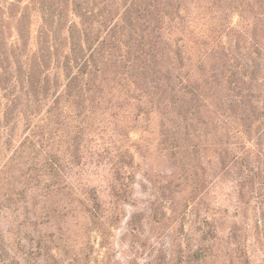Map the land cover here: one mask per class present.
Instances as JSON below:
<instances>
[{"label": "rangeland", "instance_id": "374dc122", "mask_svg": "<svg viewBox=\"0 0 264 264\" xmlns=\"http://www.w3.org/2000/svg\"><path fill=\"white\" fill-rule=\"evenodd\" d=\"M103 1L84 0L93 14L79 10L92 35L105 19L103 67L83 80L90 90L80 108L63 101L83 114L64 119L50 146L65 166L67 189L56 199L74 200L79 215L52 217L42 196L33 206L37 189L25 180L36 168L15 166L28 134L19 121L0 148L3 254L21 264H264V137L255 127L245 133L264 107V0ZM30 22L35 51L41 20L32 13ZM8 179L30 190L20 203L9 201ZM121 189L128 200L110 225ZM83 205L101 222L90 223Z\"/></svg>", "mask_w": 264, "mask_h": 264}, {"label": "trees", "instance_id": "16d2710c", "mask_svg": "<svg viewBox=\"0 0 264 264\" xmlns=\"http://www.w3.org/2000/svg\"><path fill=\"white\" fill-rule=\"evenodd\" d=\"M83 2L84 0H0V45L2 47L0 48V148L11 144L15 128L19 121H23L24 130L28 131V134L21 141L19 148L15 149V154L19 151L18 156L20 157L18 165L15 166H22L23 163H26L30 164V169L36 168L35 177L25 180L29 189H37V191L31 192L30 196L33 206H37V199L42 196L46 198L42 208L43 211L50 208L52 217L74 216V221L79 215L77 214L79 209L75 201H62L63 204H61L62 202H59V200L62 197L56 199L61 196L59 194L67 189V185L63 183L65 181V166L63 164L62 167L60 164L58 151H51L50 146L54 136L59 135L64 119L68 121L69 117L75 118V116L80 118L83 114L79 108L84 103L85 92L87 93L90 90V87L85 88L87 82L83 83V80L85 78L92 79L102 69L103 60H98L102 55L101 51L105 48L106 34L109 32L106 30L103 17L98 21L101 26L100 31L104 29L100 35H92L93 30L91 31L92 27H89L90 25L85 28V22L80 18L79 10L85 13L90 10L93 14L95 6L89 9L83 6ZM105 2L104 0L103 3ZM71 12L75 13L77 17L79 16V22L76 19L69 18ZM32 13L38 15L41 20V25H38L36 32V37L40 41L38 40L35 51L28 47L31 35L28 30H30ZM15 20L17 26L13 33L10 22ZM67 22L71 23L68 28L65 26ZM61 23H64V26L61 27ZM77 27L84 36H75ZM113 38L114 35L111 34V39ZM8 44L10 47H8ZM125 46L126 54H129L132 48L128 43H125ZM155 51L154 48H151L152 53L155 54ZM121 55L118 54L117 58H120ZM149 55L146 54V56ZM148 61V58L145 57L144 62L147 63ZM61 73H64V82L59 81ZM247 89L249 90H241V93L252 91V88ZM247 97L248 99L251 98L248 94ZM70 99L74 100L79 107L76 115L74 110L69 107L65 110L66 105L63 104V101L68 102ZM243 100L245 99L241 98V100H235V104L233 103L240 111L242 110ZM49 102L51 105L47 107L44 115L42 112L43 106ZM247 102H250V100ZM237 117H240L244 122L242 112ZM46 118L49 121L45 125H41L42 120ZM246 119H248V115H245ZM253 127L256 128V137L261 140L264 137V107L262 114L260 113L250 120L247 126L248 131L245 133L251 132ZM37 170L38 172H36ZM19 177L18 175L17 178ZM41 182L45 184L42 190H40ZM8 184L6 195L9 201L15 203H20L21 197L26 198L27 192L30 191L29 189H23L21 182L17 189L15 186L17 184L11 182L10 179H8ZM244 184L241 186V194L244 193ZM125 190L127 189L119 190V192H124L119 193L112 210L113 213L107 219L110 225L117 224L120 221L119 203H125V200H128L125 196ZM121 199L123 201H120ZM56 202L59 203L53 205ZM83 207L90 214L88 215L90 223L101 222L102 217L94 212L95 208L93 206L92 209L84 205ZM96 208L98 210L99 206H96ZM80 212L86 213L82 208H80ZM59 226H61V223ZM213 230L216 233V226L213 227ZM4 251L5 248L0 244V264H21L16 260L7 259L3 254ZM23 264L31 263L25 260Z\"/></svg>", "mask_w": 264, "mask_h": 264}]
</instances>
